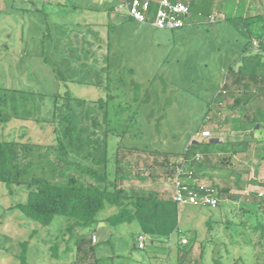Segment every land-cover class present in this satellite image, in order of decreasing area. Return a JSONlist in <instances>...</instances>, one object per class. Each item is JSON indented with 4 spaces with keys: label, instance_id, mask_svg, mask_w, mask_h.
<instances>
[{
    "label": "rangeland",
    "instance_id": "374dc122",
    "mask_svg": "<svg viewBox=\"0 0 264 264\" xmlns=\"http://www.w3.org/2000/svg\"><path fill=\"white\" fill-rule=\"evenodd\" d=\"M232 5L235 2L221 1L213 18L193 16L181 28L161 29L130 18L125 10L117 11L108 0L105 4L102 0H0V85L44 94L36 117L13 118L3 128V137L21 145H39L30 146L33 152L24 158V162L37 167L38 174L42 175L44 168V175L55 181L75 176L91 182V177H83L60 159L52 121L54 94L70 89L80 98H105L106 86L98 88L80 82L96 80L97 74L86 78L90 73L87 70L105 69L104 84L109 78L121 83L115 84V90L114 86L109 88L117 94L115 103H126L139 115L129 135L110 136V151H116L117 142L123 138V145L159 149L162 154L158 163L151 152L127 153V159L139 161L146 178H134L133 183L172 196V179L162 162L165 157L175 160L176 153L183 152L202 132L229 69L238 67L245 55L254 53L252 38L263 33L261 21L245 19L244 1L235 5L237 9ZM45 34L48 37L44 45ZM59 38L55 48L52 41ZM137 83L140 87L135 86ZM146 98L148 102H143ZM216 109L221 124L215 121L211 137L233 141L231 150H219L218 155L227 156L237 150L229 162L221 163L218 156H213L214 166L201 172L202 180L222 190L227 188L221 193L220 205L180 207L179 230L173 237L147 234L144 248L139 249L135 247L141 233L137 221L114 228L102 223L101 231H95L99 236V264H177L178 245L194 238V256L202 252L205 243L208 264H214L213 258L218 257L224 264H234L241 255L249 261L253 259L254 251L246 245L250 224L244 220L254 222L256 214L264 219V204H256V214L245 211L254 209L250 205L253 195L264 192V157L260 158L264 148L258 147L264 141L257 140L264 139V129L257 130L255 136L250 132L238 134L232 125L242 118V113L224 105ZM116 121L115 117L117 128ZM116 135H123L122 130H117ZM195 139L208 141L202 135ZM147 160L159 177L152 178L151 169L145 166ZM27 189V185L0 182V264H20L25 243L28 264H73L76 237L90 228L76 225L74 218L63 215H57L50 225L27 219L21 211L11 208L17 202L28 201ZM108 214L109 208L101 213L102 217ZM251 214L255 215L253 219ZM210 219L212 227L207 223Z\"/></svg>",
    "mask_w": 264,
    "mask_h": 264
},
{
    "label": "trees",
    "instance_id": "16d2710c",
    "mask_svg": "<svg viewBox=\"0 0 264 264\" xmlns=\"http://www.w3.org/2000/svg\"><path fill=\"white\" fill-rule=\"evenodd\" d=\"M177 1L188 4L192 12L193 8L187 0ZM62 32L60 30L59 35H62ZM59 35L56 34L55 37H60ZM47 37L45 34L44 45ZM59 41H61L60 38L52 41L55 48ZM1 51L0 43V56ZM255 51L245 55L238 67L229 69L225 83L215 97V104L211 107L206 126L202 131H211L216 125L215 121L221 124L220 119L217 118V109L215 110L218 105L228 106L242 113V118L232 125V129L238 134L247 135L250 132L249 135L255 136L257 130L262 132L264 129V45L260 50ZM84 64L85 68H88V65ZM104 70H94V68L87 70V72L90 71V76L86 78L97 74L96 80L82 79L80 82L98 88L106 86L108 93L105 98L91 100L80 98L72 95L70 89H67L65 93L54 94L55 108L52 121L56 125L60 159L69 167L80 171L83 177H91L93 179L91 182L75 176L55 181L44 175L46 173L44 168L41 169L42 175H40L37 173V167L33 168V164L24 162L25 155L33 152L30 146L39 147V145H21L16 140H7L3 137L2 130L13 118L36 117L44 94L32 89L6 88L0 85V182L28 186V201L17 202L11 206L21 211L27 219L42 225H50L57 215H63L74 218L76 225L90 228L89 231L76 237V259L73 264H99L97 257L99 242L95 240V231L102 223L114 228L123 223L137 221L140 226V235L173 237L179 230L181 218L182 205L173 199V193L172 196L166 197L158 190L147 189L133 183L134 178L142 181L146 178L142 176L139 161L135 158L127 159V153L134 155L133 151L151 152L156 155L155 161L158 163L162 154L159 149L123 145V138L117 142L116 151H110V136L121 138L129 135L137 124L139 115L136 109L126 103H115L117 94L109 88L114 86L113 90H115V86L121 83L116 81L117 79L106 78L108 82L104 84ZM72 71L75 72L73 69ZM59 74L63 79L61 73ZM135 86L140 87V84L137 83ZM143 102H148V99L146 98ZM115 117L118 129L114 125ZM120 129L123 135H116L117 130ZM114 137L111 138L114 139ZM207 140V142L192 140L183 152L176 153L178 157L175 160L165 157L162 164L166 166L167 175L172 178L177 165L187 161L196 175L202 176L201 172L206 167L214 166L213 156H218L222 163L229 162L234 153H237L236 150L232 153L233 155L230 153L226 154L227 156H219V150L232 149L233 141L219 140V137L214 136L208 137ZM257 140L264 141L262 138ZM248 142L249 138L244 140L245 145ZM258 147L261 150L264 144ZM197 153L202 154L199 160L196 158ZM263 157L264 153L261 150L260 158ZM147 162L148 160L145 166L151 169L152 178L159 177L155 175L156 169L149 166ZM49 171L53 172L52 169ZM215 187L219 190L220 196L223 191H227V188L222 190L219 186L215 185ZM259 193L253 195L250 204L254 209L248 208L245 210L246 213L256 214L258 211V209L255 210L256 204L261 206L264 204V194L260 196ZM106 208H109L110 214L102 217L101 213ZM256 215L250 216L251 219L254 217V222L249 219L244 220V223L250 224L251 233L246 245L254 251L253 259L249 261L241 255L234 264H264V219ZM207 223L212 227L211 219ZM195 239L197 238L188 239L185 243L181 241V245H178L177 264H208L203 251L205 243H202V252L197 257L194 256ZM136 248H140L138 242ZM26 249L27 243L24 244L20 264H28ZM213 260L214 264H224L219 257Z\"/></svg>",
    "mask_w": 264,
    "mask_h": 264
},
{
    "label": "built area",
    "instance_id": "2783aa9c",
    "mask_svg": "<svg viewBox=\"0 0 264 264\" xmlns=\"http://www.w3.org/2000/svg\"><path fill=\"white\" fill-rule=\"evenodd\" d=\"M116 9L117 11L125 10L130 18L141 23L150 22L161 29L181 28L187 24L191 16L190 6L177 0H157L155 6L150 0H121ZM252 45L255 50H260L263 47L264 27L261 36L252 38ZM197 135L208 138L211 137L212 132H198L195 138H197ZM195 138L193 140H197ZM201 157V153L196 154L198 160ZM171 179L173 199L182 206L185 207L189 204L208 208L219 206L221 197L218 189L215 185L202 180L201 176H197L187 161H182L177 165L175 174ZM259 194L262 196L264 192L261 191ZM145 239V235L139 236L138 246L140 248H144Z\"/></svg>",
    "mask_w": 264,
    "mask_h": 264
},
{
    "label": "crops",
    "instance_id": "0c3cea01",
    "mask_svg": "<svg viewBox=\"0 0 264 264\" xmlns=\"http://www.w3.org/2000/svg\"><path fill=\"white\" fill-rule=\"evenodd\" d=\"M152 4L155 6L157 0H150ZM188 3L192 6L193 10L191 12L192 18L193 16H201L205 19H210L214 13L215 8L219 5L221 1L225 2H235L236 6H240V4L244 1L245 3V19L252 18L262 22V29L264 27V0H187ZM109 3L112 4L114 8L117 7V4L121 2V0H108ZM102 3L105 4L106 0H102ZM235 5H232L234 9H237ZM111 6V7H112ZM228 16L225 14V18ZM211 21V20H210ZM188 22V21H187ZM262 33V32H261ZM259 36V35H255ZM103 228V227H102ZM100 226L98 227V233L101 231ZM106 230L107 227H104ZM98 233H95L96 241L99 242ZM109 233V232H108ZM105 233V234H108Z\"/></svg>",
    "mask_w": 264,
    "mask_h": 264
},
{
    "label": "water",
    "instance_id": "95a60500",
    "mask_svg": "<svg viewBox=\"0 0 264 264\" xmlns=\"http://www.w3.org/2000/svg\"><path fill=\"white\" fill-rule=\"evenodd\" d=\"M136 247V246H135Z\"/></svg>",
    "mask_w": 264,
    "mask_h": 264
}]
</instances>
